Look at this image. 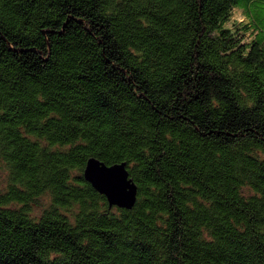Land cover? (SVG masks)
<instances>
[{
  "label": "trees",
  "instance_id": "trees-1",
  "mask_svg": "<svg viewBox=\"0 0 264 264\" xmlns=\"http://www.w3.org/2000/svg\"><path fill=\"white\" fill-rule=\"evenodd\" d=\"M0 173V264H264V0H0Z\"/></svg>",
  "mask_w": 264,
  "mask_h": 264
},
{
  "label": "water",
  "instance_id": "water-1",
  "mask_svg": "<svg viewBox=\"0 0 264 264\" xmlns=\"http://www.w3.org/2000/svg\"><path fill=\"white\" fill-rule=\"evenodd\" d=\"M84 179L100 194L109 206L131 208L137 195L136 182L129 176L126 162L105 163L88 157L83 169Z\"/></svg>",
  "mask_w": 264,
  "mask_h": 264
},
{
  "label": "rangeland",
  "instance_id": "rangeland-1",
  "mask_svg": "<svg viewBox=\"0 0 264 264\" xmlns=\"http://www.w3.org/2000/svg\"><path fill=\"white\" fill-rule=\"evenodd\" d=\"M233 21H246L242 10L240 8H234L232 16H231ZM247 36H249V34H247ZM0 178H1V173H0Z\"/></svg>",
  "mask_w": 264,
  "mask_h": 264
}]
</instances>
